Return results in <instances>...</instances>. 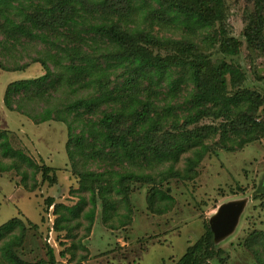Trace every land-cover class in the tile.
I'll list each match as a JSON object with an SVG mask.
<instances>
[{
    "label": "trees",
    "instance_id": "1",
    "mask_svg": "<svg viewBox=\"0 0 264 264\" xmlns=\"http://www.w3.org/2000/svg\"><path fill=\"white\" fill-rule=\"evenodd\" d=\"M245 9L240 39L229 26V0H0V49L32 46V62L46 70L10 82L4 104L37 124H66V150L77 191L88 193L74 205L47 196L41 222L29 223L40 236L42 221L51 214L58 240L61 231L74 235L81 218L88 222L89 234L98 207L99 220L108 227L127 226L134 183L151 185L144 189L150 212L167 213L176 201L171 186L164 187L171 179L187 181L198 174L204 157L219 146L232 150L264 139V95L247 87V73L238 59L244 45L251 54L264 56V0H246ZM154 25L184 31L180 37L166 36ZM207 119L210 122L201 123ZM10 139V132L0 129V172L25 165L36 180L29 188L58 183L57 168L38 164ZM185 154L190 155L181 171L175 166ZM89 160L107 168L90 169ZM125 163L139 171L115 168ZM167 163L166 169H158ZM147 168L150 172L144 171ZM39 173L41 181L35 177ZM27 177L24 170L26 186ZM263 191L264 184L259 186ZM122 202L126 213L118 211ZM26 225L14 217L0 226V261L34 264L18 252ZM245 244L258 246L263 255L256 258L264 264V231L250 233ZM59 245L57 251L47 243L50 258L38 264H57L58 257L63 260L67 254V264H72L77 241L66 246L59 240ZM225 254L206 224L173 264H227Z\"/></svg>",
    "mask_w": 264,
    "mask_h": 264
},
{
    "label": "rangeland",
    "instance_id": "2",
    "mask_svg": "<svg viewBox=\"0 0 264 264\" xmlns=\"http://www.w3.org/2000/svg\"><path fill=\"white\" fill-rule=\"evenodd\" d=\"M245 5L246 0H229V26L233 35L240 39H243L241 34L245 26ZM154 28L159 34L172 37H180L184 31L173 25H154ZM35 55L36 50L32 46L26 50L21 47L18 50L0 49V129L8 130L12 145L23 150L35 162L57 168L58 177L55 185L40 182L35 189H31L29 187L36 181L31 175V168L23 165L19 171L13 169L0 172V226L14 217L27 223L25 241L18 248L23 258L34 264L41 260L48 261L50 257L47 243L59 251L61 240L66 246L77 241L74 258L70 259L72 264L79 258L82 264H173L204 233L210 217L221 204L247 199V205L234 232L219 241L218 247L225 250L227 264H259L256 255L261 257L263 252L257 245L246 246L245 242L255 230L264 231V191L259 192V186L264 184V139L250 142L243 148L235 145L232 150L219 146L218 150L204 157L197 168L198 174L187 178V181L171 179L164 187L171 186V193L176 201L167 213L150 212L145 204L144 189L151 185L141 187L139 183H134L131 194L133 212L127 226L113 229L108 227L99 220L101 207H98L89 234H86L85 229L88 222L81 218L82 225L73 231L74 235L66 236V230L61 231L62 235L58 240V232L53 229L55 216L51 214L47 221H42L40 231L42 230L43 235L40 236L39 231L33 229L29 223L41 222V212L47 196H54L58 202L74 205L81 195L87 197L88 193L77 191L78 180L72 171L66 150V124L53 120L37 124L20 111L9 110L4 104V92L10 82L38 77L46 72L40 62H32V56ZM238 59L247 73V87L264 95V56L251 54L244 45ZM21 64L27 66L21 70H13L16 65ZM49 65L54 69L52 63ZM260 110L264 113V103ZM207 122L210 120H203L201 123ZM187 155L190 154L181 156L175 166L178 170H184ZM78 158L83 159L81 156ZM88 166L96 171L107 168L106 165L91 163V160L86 164ZM168 166V163L160 165L158 169L164 170ZM115 168H120V171H139L135 165L129 163ZM24 170L28 173V186L22 182ZM144 171L150 172V168ZM40 175L39 173L35 176L37 181H41ZM258 194L262 196L258 197ZM118 211L127 212L123 202ZM117 223L116 220L115 224L118 225ZM14 231L17 232L18 229ZM80 243L87 244L88 248H83ZM68 257L71 256L67 254L63 260L58 257L57 264H67ZM0 264L10 263L0 261Z\"/></svg>",
    "mask_w": 264,
    "mask_h": 264
},
{
    "label": "water",
    "instance_id": "3",
    "mask_svg": "<svg viewBox=\"0 0 264 264\" xmlns=\"http://www.w3.org/2000/svg\"><path fill=\"white\" fill-rule=\"evenodd\" d=\"M246 205L247 199L228 201L221 204L217 212L210 217L209 225L216 244L234 232Z\"/></svg>",
    "mask_w": 264,
    "mask_h": 264
}]
</instances>
